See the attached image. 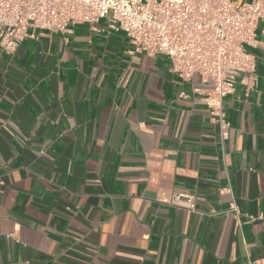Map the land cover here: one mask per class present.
I'll use <instances>...</instances> for the list:
<instances>
[{
  "label": "crops",
  "instance_id": "0c3cea01",
  "mask_svg": "<svg viewBox=\"0 0 264 264\" xmlns=\"http://www.w3.org/2000/svg\"><path fill=\"white\" fill-rule=\"evenodd\" d=\"M258 37V86L224 98L227 138L211 79L130 53L106 18L0 48V264H264Z\"/></svg>",
  "mask_w": 264,
  "mask_h": 264
},
{
  "label": "built area",
  "instance_id": "2783aa9c",
  "mask_svg": "<svg viewBox=\"0 0 264 264\" xmlns=\"http://www.w3.org/2000/svg\"><path fill=\"white\" fill-rule=\"evenodd\" d=\"M103 18L110 29L126 34L130 53L165 55L170 72L184 81L195 73L211 79L205 101L227 138L231 123L224 98L238 83L248 92L258 86L249 48L264 36L263 0H0V48L14 53L37 30L64 33L70 24ZM171 201L196 209L195 194L176 193ZM231 209L239 211L235 204Z\"/></svg>",
  "mask_w": 264,
  "mask_h": 264
}]
</instances>
